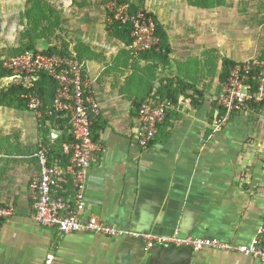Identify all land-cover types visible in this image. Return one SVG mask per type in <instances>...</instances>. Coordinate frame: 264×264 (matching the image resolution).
Wrapping results in <instances>:
<instances>
[{
  "label": "crops",
  "instance_id": "crops-1",
  "mask_svg": "<svg viewBox=\"0 0 264 264\" xmlns=\"http://www.w3.org/2000/svg\"><path fill=\"white\" fill-rule=\"evenodd\" d=\"M216 1L187 0L189 22L177 39L166 33L165 62L130 56L112 38L75 46L71 54L99 105L97 140L104 149L88 169L84 217L234 245L255 236L264 221V105L252 115H232L219 133L212 122L223 62L263 55L264 0ZM163 89L175 96L174 108L142 150L135 140L137 109ZM39 137L32 112L0 106V204L15 208L0 220V264H47L48 255V264H264L213 249L144 251L137 241L87 233L60 237L37 226L27 187L39 172Z\"/></svg>",
  "mask_w": 264,
  "mask_h": 264
},
{
  "label": "built area",
  "instance_id": "built-area-1",
  "mask_svg": "<svg viewBox=\"0 0 264 264\" xmlns=\"http://www.w3.org/2000/svg\"><path fill=\"white\" fill-rule=\"evenodd\" d=\"M107 10L112 17L108 23L118 21L130 24L131 43L128 50L134 56L146 51H160L161 41L155 32L152 17L143 11L131 12L126 3L111 2ZM37 48L5 59L1 67L9 75L0 79V87H21L25 92L27 110L37 120L43 117L44 102L35 88L42 75L55 83V95L47 116L66 119L68 133L73 140L62 143L65 165L48 164L50 147L60 137L55 126L46 140L40 135L34 157L39 172L32 176L27 187L31 206V219L41 228L52 229L58 236L87 233L110 239L137 241L144 251L155 247H187L194 252L204 249L237 253L264 262V221L249 243L234 245L216 238L159 235L150 232L120 228L101 221L95 215L83 216L86 208L88 169L103 153L99 140L91 137V126L99 116V105L92 96L91 85L84 75L82 65L73 54H48ZM218 114L212 122V131L219 133L234 114L252 115L264 102V58H251L229 67L222 89L214 99ZM174 103L152 92L137 109L135 140L140 149L151 145L158 127L164 122ZM11 204H0V220L14 215ZM52 255L46 257L50 263Z\"/></svg>",
  "mask_w": 264,
  "mask_h": 264
},
{
  "label": "rangeland",
  "instance_id": "rangeland-1",
  "mask_svg": "<svg viewBox=\"0 0 264 264\" xmlns=\"http://www.w3.org/2000/svg\"><path fill=\"white\" fill-rule=\"evenodd\" d=\"M113 1L0 0V62L27 51L29 46L71 54L81 41L112 38L106 32V11ZM122 1L155 17L171 38L177 39L185 33L190 15L187 0ZM227 19L230 24H235L232 16ZM122 44L116 49L134 56L128 46ZM6 89L8 87H0V92Z\"/></svg>",
  "mask_w": 264,
  "mask_h": 264
},
{
  "label": "trees",
  "instance_id": "trees-1",
  "mask_svg": "<svg viewBox=\"0 0 264 264\" xmlns=\"http://www.w3.org/2000/svg\"><path fill=\"white\" fill-rule=\"evenodd\" d=\"M118 3H123L124 1L122 0H115ZM217 2L216 0H214ZM217 4V3H216ZM129 9L131 12H136L137 9L133 7L132 5H129ZM147 16L152 17L155 23V32L157 36L160 38L161 41V46H160V51L156 52L154 50L152 51H146L141 53L139 56L142 57V59H153L157 60L160 62H165L168 58L169 54V45H168V38L167 34L163 29V26L157 21L155 17L152 15L146 13ZM106 16L112 17V14L106 11ZM106 32L109 36L112 38L124 43L126 46H129L131 43V37H130V32H131V27L130 24H121L118 21H113L112 23L106 22ZM37 48L29 46L27 51H33L36 50ZM24 52V51H23ZM45 53L48 54H60V55H65L68 54L66 52H59V51H54L53 49H45ZM261 59L264 58V52L263 55L260 57ZM0 62V79L4 78L9 75V72L4 70L1 67ZM234 63L229 62V61H224L223 66H222V73L220 76V81L222 85L225 83L228 74H229V67L232 66ZM158 91V95L161 98L169 99L173 103L175 102L176 98L173 96V94L170 93V91ZM24 90L21 87H14L10 86L8 89L3 90L0 92V106H5V107H15L19 109H27V101L26 99L23 98ZM35 92L39 94V96L42 98L44 102V108L42 110L43 112V117L42 119L38 120V125H39V131L40 135L46 140L47 142V136L51 129H53L55 126L58 127L60 130L61 134L60 137L55 141V143L50 147L49 149V154H48V164L53 165V164H58V165H65L67 163V158L62 154V148L61 144L62 143H68L73 140L71 134L68 133L69 127L67 126V121L66 119H60V118H55L54 116H47L45 114L46 109L45 107H48L51 105L52 100L55 95V83L46 75H42L40 77L39 82L36 85ZM264 105V102L257 107V110H260ZM101 126H98L97 120L94 121V123L91 126V137L93 140L98 139V130H100Z\"/></svg>",
  "mask_w": 264,
  "mask_h": 264
},
{
  "label": "water",
  "instance_id": "water-1",
  "mask_svg": "<svg viewBox=\"0 0 264 264\" xmlns=\"http://www.w3.org/2000/svg\"><path fill=\"white\" fill-rule=\"evenodd\" d=\"M183 236H186V235H183Z\"/></svg>",
  "mask_w": 264,
  "mask_h": 264
}]
</instances>
